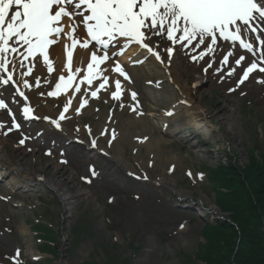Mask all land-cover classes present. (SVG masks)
<instances>
[{
  "label": "rangeland",
  "instance_id": "obj_1",
  "mask_svg": "<svg viewBox=\"0 0 264 264\" xmlns=\"http://www.w3.org/2000/svg\"><path fill=\"white\" fill-rule=\"evenodd\" d=\"M160 39L164 49L169 41ZM10 45L20 52L21 44ZM176 49L179 57L197 51L192 55L197 59L191 57L188 72L183 73L191 85L201 84L208 61L215 60L212 72L207 73L209 81L198 86L206 118L214 124L212 138L192 137L180 129L177 135L165 133L162 123L170 117L161 114L169 104L167 91L171 89L153 74L159 69L148 65L135 69L143 73V96L130 89L127 96L122 93L115 99L116 91L104 93L93 83L81 91L80 104L77 100L69 113L70 100L49 94L57 75L47 86L40 74L46 81L50 76L41 70L32 81L38 87L29 85L24 95L39 117L59 123L64 138L62 133L36 128L40 125L34 129L20 124L14 113L20 101L0 79V99L7 105L0 108L4 163L10 170L6 180L19 178L21 173L37 183L26 186L20 182L13 188L6 180L0 181V264H191L203 241L201 229L207 222L226 217L214 204L210 167L227 155L238 164L248 163L257 146L264 148V72L259 71L263 66L252 54L233 51L228 64H223L229 50H217L213 58L207 54L200 59L202 50L197 45ZM108 50L123 59L117 47ZM205 50L208 52L207 47ZM12 54L4 56L8 59ZM241 55L245 59L236 65L234 60ZM250 62H258V69L240 83ZM233 68L235 72L229 75ZM145 80L149 84L144 85ZM132 92L137 94L135 100ZM179 119L191 126L197 123L190 112ZM144 134L146 140L140 138ZM66 136L80 143L69 142L67 151L59 150L54 144L66 147ZM124 136L126 142L121 141ZM149 137L154 143L148 147ZM159 138L166 141L165 146L157 143ZM92 139L97 146L90 144ZM260 151L258 148L256 153ZM12 164L21 165L22 172L12 171ZM144 172L148 181L138 177ZM160 179L167 183L154 182ZM64 196H70L66 204Z\"/></svg>",
  "mask_w": 264,
  "mask_h": 264
},
{
  "label": "snow or ice",
  "instance_id": "obj_2",
  "mask_svg": "<svg viewBox=\"0 0 264 264\" xmlns=\"http://www.w3.org/2000/svg\"><path fill=\"white\" fill-rule=\"evenodd\" d=\"M77 16L85 26L87 36L103 49L102 55H97L96 51L91 53V63L87 65L88 76L85 77L89 84L92 83L93 76L101 75L100 71L94 72V66L98 69L100 64L110 59L107 51L110 45L122 43L117 40L118 37L126 38L128 44L134 42L146 49L161 63L165 61L161 53L155 51L158 46L152 39L153 36L166 37L168 41L180 43L181 46L185 43L193 48L196 45H204L208 52H214L215 48L209 47L206 41L215 46L219 35L225 41L238 42L239 47L253 55H256L253 40L259 41V59L264 60V0H0V69L8 71L9 62L3 54L18 51L17 47L9 43L13 38L16 44L22 42L27 46L25 58L42 53L47 61L49 46L57 43L53 37L64 33L60 21L62 18L74 21ZM68 27L71 32L67 35L75 48L80 43L75 38L77 25L73 23ZM248 33L255 34L252 40L247 38ZM81 46L88 48L89 41L84 40ZM165 51L171 56L173 48L168 47ZM208 52H201L199 58L203 59ZM67 55L71 70L72 52L69 51ZM230 56H233V53L227 52L222 58V63L228 64ZM244 59L241 55L234 63L240 65ZM257 69L258 62H250L239 82L243 83L248 79L249 73ZM114 70L125 79H130L119 63L115 64ZM235 70L233 68L229 75ZM259 71L264 72V67H259ZM11 79L9 75L3 83L8 84ZM60 81L64 82V87L71 84V78L65 82L64 76H60ZM104 82L107 83V77H104ZM25 84L27 86V82ZM115 84L117 91L113 93V98L119 99L121 82L117 80ZM100 87H104V84ZM56 88L59 90L61 84L58 83ZM76 91H79V88ZM49 94L57 95V92ZM92 95L96 96L97 93L93 92ZM136 95L135 92L131 93L133 100ZM20 96H24V93L20 92ZM0 108H7L2 99ZM30 111V108L24 109L26 114ZM168 115L172 113L169 112ZM64 118L61 115L60 119ZM52 123L60 127L56 121ZM95 144L96 142L92 141V145ZM95 174L93 171V175Z\"/></svg>",
  "mask_w": 264,
  "mask_h": 264
},
{
  "label": "bare ground",
  "instance_id": "obj_3",
  "mask_svg": "<svg viewBox=\"0 0 264 264\" xmlns=\"http://www.w3.org/2000/svg\"><path fill=\"white\" fill-rule=\"evenodd\" d=\"M69 11H71V9L69 8ZM11 15V12H10ZM81 19H78V16L75 18V20L73 21L72 19L69 18H62V20L60 21V26L64 27V33H62L60 36H54L53 39H55L57 41V43H54L52 45L49 46L48 48V60L46 61L44 59V56L42 53H37L35 56H28L27 58H25V56H27V46L23 45L21 42V50L20 52H16L13 53L8 59L6 58V60L9 62L7 64V68H8V76L11 75L12 77V81L15 84V88L18 87L17 90H19L20 92H25L28 91V86L30 85V88H36L38 87V85H32V81L33 78H37L40 71L43 70L44 72L47 73L48 76H50L48 78V80L46 81V76L41 73L40 77L42 79L45 80V84L47 83H52L53 81V76H56L55 79V83L56 85L58 83H60V76H64L65 77V82L67 80V70L69 69V59H68V55L67 53L69 51L72 52V57H71V65L73 68V72L75 74V82L74 85H72V82L74 81V74H73V80L71 81L70 86L66 87V88H71V89H66L63 92L54 95L53 98H57L58 96H64L67 100H70V104H68V112L69 113L72 109L73 106L76 105V102L78 100V102H80V97L79 94L81 93V91L85 88H87V86L91 85L92 83H96L98 85V87L105 93V92H111V91H117L116 89V84L115 82L117 80H119L121 82V89L120 91L127 96L128 92L130 91V89H133L139 96H143V91L141 88V80L143 77V73L141 71V69H137L135 70L138 66L133 67L132 72L130 71V67L125 63L127 61V59L129 58H133L134 56H136V52L134 53V49H136L138 52L143 53V51H141L139 48L134 47L130 44H128L127 39L126 38H122V39H118V41H121L123 43V45L125 46L127 44L128 47L131 48V50H129L127 53H125V56L122 54V56L124 57L123 61H115L113 59V53L109 52V56L110 59L108 61H106L103 64L99 65V68L97 69L94 66V72L95 71H100L101 75L99 77H97V80H100L97 83V80L95 81L96 76H93L92 79V83L89 84L87 82V80L85 79V77L88 76V68L87 65L89 63H91V53L93 51L97 52V55H102L103 53V49L100 48V46L96 43H92L90 37L87 36V32H86V28L85 26L80 22ZM73 23H75L77 25L76 27V32H75V38L78 39L80 41V43H78L75 48L72 47V40L69 39L68 37V33L71 32V28L68 27L69 25H72ZM179 35V33H178ZM247 37L249 40H252L253 38V34L252 33H248ZM263 38V36H262ZM152 39L155 41L156 45L158 46L155 51H159L161 53V57L162 59H164V63H161L158 60H153L154 55H150V58L148 61V66L150 67V69H152L153 67L159 69L156 72H154L153 74L156 75L157 77H159L160 79L163 78V80H165L167 82V85L170 86L171 91H167L170 93L169 97V102H171L170 104H178V108L180 109V112L177 113L176 115L173 116L169 115L168 117L172 116V119H166L167 120V124L170 126V129H172V124L173 121L176 120L178 117L180 116H184L185 113L190 112L191 113V117H193L194 119L197 120H201L203 122H205V124L209 123V120L206 118V111L202 108L203 107V100L200 96V91H198V86H203V85H191L190 80L187 78V76H184L183 73H187L188 69H189V60L191 59L193 54H196L197 51L195 52H191L190 54H187L185 56V53H182V57L176 56L174 55L172 58H169L168 55H166L162 50V46H161V42H163L159 36H153ZM165 40H167L166 37H164ZM84 40H88L89 41V47L88 48H84L82 47V43ZM156 40L159 41L156 42ZM11 43H15V38H13L12 41L9 42ZM193 43H195V41H193ZM206 43H208L210 46H213V48H215L214 52H209L208 55H213L215 54V52L217 50H239V51H244L246 52L244 49H242V47H239L237 43L235 42H231V41H225L223 40L222 37L217 38V45H211L210 41H206ZM113 45V44H112ZM186 46H189L188 44H184ZM111 46V45H110ZM198 48L201 47V49H199L200 51L202 50V52H207L204 48V45H197ZM183 46L180 47V49H182ZM119 49V48H118ZM197 49V48H196ZM255 51H256V55H254L258 60L259 59V52L261 51L260 47H259V41L258 43L255 44ZM21 53H24L25 55L22 56ZM6 53H4L3 55H5ZM206 56V55H205ZM204 56V57H205ZM203 57V58H204ZM263 61V60H261ZM119 63L121 65V67L124 69L125 73L127 74V76L130 79H125L124 76H122L119 72L115 71V64ZM50 69H52L50 71ZM22 70H25V74L22 72ZM104 77H107V83L104 82ZM81 81H83V83H81ZM25 82H27V86L25 84ZM61 84H64L61 83ZM101 84H104V87H100ZM55 85V87H56ZM48 86V84H47ZM54 87V90H55ZM79 88V91H76V89ZM53 90V86L51 88L52 92ZM127 93V94H126ZM141 98V97H140ZM138 97V100L141 101ZM162 99V98H161ZM172 104V105H173ZM139 105V104H138ZM145 107V106H144ZM143 107V109H144ZM189 109V110H188ZM157 110V108H156ZM188 110V111H186ZM182 111V113H181ZM186 111V112H185ZM184 112V115H183ZM152 114H156L155 112H153ZM182 114V115H181ZM193 114V115H192ZM48 124H53L52 122H48ZM196 126L201 127L202 125L200 123H196ZM225 136V135H224ZM146 137V134L141 135L140 138L144 139ZM126 142L127 138L126 136H124L121 141ZM146 140V139H144ZM120 141V142H121ZM154 143V139L150 141V137L148 138V142L146 143V145L149 147V145H152ZM158 144L164 145L166 144V141L162 138V139H158L157 141ZM6 146L4 140L1 138L0 135V164L4 165L3 168H5L6 170H8L7 167H5V163L6 162V154H5V149L4 147ZM11 169L12 171H14L15 173H19L22 172L21 169V165H11ZM1 172V171H0ZM10 172V170H9ZM141 177H146L145 179H149L148 176L145 175H140ZM9 178V176H8ZM6 178L3 176L1 178V181L5 182ZM160 182L165 183L166 180L160 179L157 180ZM6 184L7 185H11L13 188V185H18V183L23 182L26 186H35L37 183L31 182L30 179L28 178H24V176L20 173L19 178L17 176L11 177L10 180H6ZM167 183V182H166ZM52 186V188L54 189V191L56 192L57 189L55 186H53V184H50ZM56 189V190H55ZM182 196H187V193H182ZM64 200V204L65 200H68L69 197H62ZM69 204V203H68ZM193 207H195L194 205H192ZM201 213V212H199Z\"/></svg>",
  "mask_w": 264,
  "mask_h": 264
},
{
  "label": "trees",
  "instance_id": "obj_4",
  "mask_svg": "<svg viewBox=\"0 0 264 264\" xmlns=\"http://www.w3.org/2000/svg\"><path fill=\"white\" fill-rule=\"evenodd\" d=\"M256 151L248 163L227 155L210 167L215 205L226 217L201 229L203 241L191 264H264V148Z\"/></svg>",
  "mask_w": 264,
  "mask_h": 264
}]
</instances>
